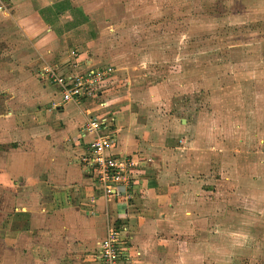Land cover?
<instances>
[{
  "label": "crops",
  "instance_id": "0c3cea01",
  "mask_svg": "<svg viewBox=\"0 0 264 264\" xmlns=\"http://www.w3.org/2000/svg\"><path fill=\"white\" fill-rule=\"evenodd\" d=\"M67 4L79 7L72 0H0V29L11 25L14 40H28L35 55L49 59L65 37L75 47L72 37L88 24L70 28V13L61 11ZM40 70L37 95L0 98V264H98L94 256L109 224L143 264H217L216 210L211 213L212 193L203 187L208 179L182 169L186 147L155 126L163 115L149 107L151 97L147 104L133 100L129 82L123 87L129 92L107 90L95 100L64 104ZM89 117L110 122L117 157L139 160L126 201L104 197L82 163L90 136L80 130ZM188 123L179 117L180 128ZM205 149L208 154L210 146ZM246 237L239 236L241 249ZM222 241L230 258L233 247Z\"/></svg>",
  "mask_w": 264,
  "mask_h": 264
},
{
  "label": "rangeland",
  "instance_id": "374dc122",
  "mask_svg": "<svg viewBox=\"0 0 264 264\" xmlns=\"http://www.w3.org/2000/svg\"><path fill=\"white\" fill-rule=\"evenodd\" d=\"M72 2L79 7L61 11L89 22L72 37L75 47L65 37L49 59L35 55L28 40H14L17 29L1 27L0 98L37 95L45 65L57 72L78 62L82 71L111 67L132 83L133 100L151 97L149 107L163 115L155 124L162 135L186 147L182 169L208 179L217 258L225 261L217 264H264V0ZM179 117L189 122L184 129ZM244 234L247 249L240 248ZM223 239L234 257L223 253Z\"/></svg>",
  "mask_w": 264,
  "mask_h": 264
},
{
  "label": "built area",
  "instance_id": "2783aa9c",
  "mask_svg": "<svg viewBox=\"0 0 264 264\" xmlns=\"http://www.w3.org/2000/svg\"><path fill=\"white\" fill-rule=\"evenodd\" d=\"M76 53L72 54L77 56ZM79 64L80 62L70 65V69L66 72H57L45 66L39 73L42 81L59 89L64 104H77L81 99L95 100L114 85L118 84L112 90L129 84L126 80L121 81L116 78L111 67L82 71L79 69ZM80 131L81 134L90 136L82 163L91 171L104 197H122L125 201L131 198L130 189L133 186L134 173L139 166V160L117 157L116 133L110 129V122H107L105 117H89ZM94 258L98 264H143L140 254L133 256L129 252L121 232L114 224H109Z\"/></svg>",
  "mask_w": 264,
  "mask_h": 264
},
{
  "label": "trees",
  "instance_id": "16d2710c",
  "mask_svg": "<svg viewBox=\"0 0 264 264\" xmlns=\"http://www.w3.org/2000/svg\"><path fill=\"white\" fill-rule=\"evenodd\" d=\"M72 24L69 26L70 28L78 26L79 24L85 23V22H89L88 17L86 16L84 20H78L77 18L75 19L74 17H72Z\"/></svg>",
  "mask_w": 264,
  "mask_h": 264
}]
</instances>
